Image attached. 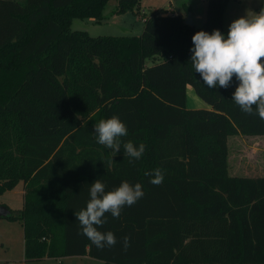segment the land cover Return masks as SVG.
Segmentation results:
<instances>
[{
	"label": "trees",
	"instance_id": "obj_1",
	"mask_svg": "<svg viewBox=\"0 0 264 264\" xmlns=\"http://www.w3.org/2000/svg\"><path fill=\"white\" fill-rule=\"evenodd\" d=\"M108 1L0 0V193L24 183L22 206L5 216L21 221L24 257L264 264V175H232L228 161L229 136L264 134V120L240 110L231 86L204 85L191 63L196 32L226 35L229 0H208L203 27L156 8L139 35L72 28L74 17L101 18ZM140 4L118 0L115 11ZM189 84L211 107L187 106ZM112 116L128 128L118 153L94 132ZM128 141L146 145L140 159L124 155ZM156 168L159 186L145 175ZM97 179L106 191L128 181L144 192L118 219L106 214L99 230L117 244L103 249L75 216Z\"/></svg>",
	"mask_w": 264,
	"mask_h": 264
},
{
	"label": "clouds",
	"instance_id": "obj_2",
	"mask_svg": "<svg viewBox=\"0 0 264 264\" xmlns=\"http://www.w3.org/2000/svg\"><path fill=\"white\" fill-rule=\"evenodd\" d=\"M191 63L208 88H229L235 78L238 86L232 99L246 114H257L264 120V8L255 15L235 19L225 36L219 29L209 33L198 31L192 37ZM255 108V113H254ZM97 142L115 152L121 150V138L128 135V128L118 116L101 119L94 125ZM124 155L132 160L140 159L146 150L131 141L123 144ZM145 175L152 176L150 183L159 186L164 181L160 168ZM90 199L85 208L75 216L86 236L97 248L114 247L117 238L111 231L99 230L105 223L106 214L119 218L125 206L134 205L144 196L140 183L123 181L114 190L106 191V185L97 179L90 186ZM125 250L130 237H123Z\"/></svg>",
	"mask_w": 264,
	"mask_h": 264
},
{
	"label": "rangeland",
	"instance_id": "obj_3",
	"mask_svg": "<svg viewBox=\"0 0 264 264\" xmlns=\"http://www.w3.org/2000/svg\"><path fill=\"white\" fill-rule=\"evenodd\" d=\"M178 1V0H177ZM197 2L199 0H196ZM118 0H109L104 8V15L101 18L74 17L72 28L84 29L93 35L98 34H136L142 33L144 28V13L148 15L154 8L150 7L149 0H142L141 12L128 10L123 13L116 12ZM163 0L157 1V6L163 4ZM264 8V0H229L224 13V28L226 35L229 25L242 16L255 15ZM144 9V10H143ZM184 11V9L182 8ZM199 25V20H197ZM225 35V36H226ZM148 64L153 63L151 58L147 59ZM237 82L231 84V92L234 93ZM192 98V97H191ZM201 100H206L201 97ZM192 103V100H190ZM195 107H203L200 104ZM232 150L231 165L236 166V160L244 153V164L255 165L251 173L260 174L264 171V135L240 134L229 141ZM241 153H238V152ZM243 152V153H242ZM244 171L242 170L241 173ZM20 183V181H19ZM0 203L6 204L9 209L15 210L22 206V196L16 189H6L0 193ZM0 264H104V260L93 257L89 254H69L63 256H48L41 258L26 259L24 257L23 227L19 219L0 216Z\"/></svg>",
	"mask_w": 264,
	"mask_h": 264
},
{
	"label": "crops",
	"instance_id": "obj_4",
	"mask_svg": "<svg viewBox=\"0 0 264 264\" xmlns=\"http://www.w3.org/2000/svg\"><path fill=\"white\" fill-rule=\"evenodd\" d=\"M157 1L158 0H149V6L154 8V9H160L161 12L163 13H182L185 15L186 19H190L193 24H195L198 27H203L205 24L206 20V12H207V7H208V0H199L198 2L196 0H163V4L159 7L157 6ZM142 2V0H141ZM141 5L137 8V12H141ZM184 9V11L182 10ZM144 10V9H143ZM142 13V12H141ZM144 17L145 14H147V11L144 10ZM143 17V18H144ZM94 18V17H92ZM197 20H199V25H197ZM192 97V98H191ZM190 100H192V103H190ZM200 104L203 107H211L209 103L203 102L201 100V96L196 92L194 86L192 84H189L187 86V106L188 107H195V105ZM243 133H235L231 134L228 138V145L229 141L231 142L232 139L236 135H240ZM250 135H264V134H250ZM238 153H241L240 151ZM243 153V152H242ZM231 155H232V150L229 145V156H228V161H229V172L232 175H249V176H258V175H264V171L260 174L256 173H251L255 169V165L253 163H249L248 167L244 164L245 158H244V153L242 154L241 158L238 156L236 160V166L231 165ZM244 171L241 173V171ZM16 189L20 192L22 196V204H23V194H24V183L20 180V183H18L12 188ZM4 192V191H3ZM23 243H24V238H23Z\"/></svg>",
	"mask_w": 264,
	"mask_h": 264
},
{
	"label": "water",
	"instance_id": "obj_5",
	"mask_svg": "<svg viewBox=\"0 0 264 264\" xmlns=\"http://www.w3.org/2000/svg\"><path fill=\"white\" fill-rule=\"evenodd\" d=\"M187 22L192 23L193 22L190 19H186ZM10 214V209L6 204L0 203V216H8Z\"/></svg>",
	"mask_w": 264,
	"mask_h": 264
}]
</instances>
